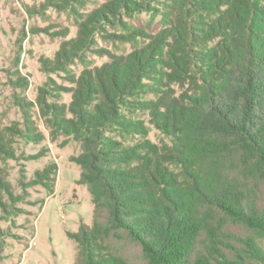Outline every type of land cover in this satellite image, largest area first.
I'll list each match as a JSON object with an SVG mask.
<instances>
[{
	"label": "trees",
	"instance_id": "obj_1",
	"mask_svg": "<svg viewBox=\"0 0 264 264\" xmlns=\"http://www.w3.org/2000/svg\"><path fill=\"white\" fill-rule=\"evenodd\" d=\"M89 1L41 6L75 20L74 37L39 60L69 86L46 82L34 101L15 95L22 122L0 126V158L15 157L16 139H45L35 109L51 142L79 144L71 161L93 211L90 225L68 234L77 264H128L106 243L112 232L138 246L146 264H264V0H105L80 12ZM140 14L162 28L134 27ZM101 33L131 51L95 50ZM91 52L108 61L91 66ZM143 116L167 142L148 138ZM56 176L49 161L23 185L50 195ZM19 199L0 169V210Z\"/></svg>",
	"mask_w": 264,
	"mask_h": 264
},
{
	"label": "rangeland",
	"instance_id": "obj_2",
	"mask_svg": "<svg viewBox=\"0 0 264 264\" xmlns=\"http://www.w3.org/2000/svg\"><path fill=\"white\" fill-rule=\"evenodd\" d=\"M104 1L90 0L80 12H90ZM45 2L0 0V126L22 122L21 111L14 104L15 95L34 101L37 88L46 82L50 86L54 83L69 86L62 73L43 72L39 60L52 57L63 40L74 37L75 20L68 11L58 12L52 7H41ZM129 22L150 35L162 28L158 17L151 18L147 14H140ZM65 30H68V36L63 38L61 32ZM106 30L114 33L110 27ZM102 36L103 33L95 36V50L119 55L132 49L128 43L120 44L118 40ZM87 59L91 66L108 61L107 55L101 57L94 52L88 53ZM70 68L75 74L82 70L77 62ZM19 77L27 80L29 85L26 90H20ZM174 88L177 89L176 86ZM62 99L68 102L69 95L63 93ZM34 113L38 130L45 139L39 144L16 139L15 157L5 161L0 158L2 173L13 187L14 194L21 198L13 204L15 210H0V264H77V243L68 234L77 233L80 224L90 225L93 211L85 185L77 183L80 169L71 161L80 153V146L63 137L51 142L36 109ZM142 118L149 130L148 138L153 143L167 142L149 124L146 116ZM42 152L44 156L33 157ZM49 161L57 165L53 194L48 195L39 185H23L33 177L35 170ZM106 243L128 264H146L139 247L123 235L116 236L112 232L107 236Z\"/></svg>",
	"mask_w": 264,
	"mask_h": 264
}]
</instances>
